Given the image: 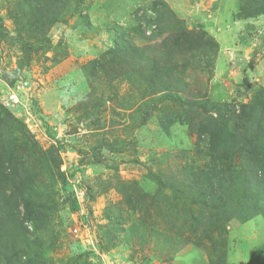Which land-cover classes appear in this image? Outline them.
Here are the masks:
<instances>
[{
	"label": "rangeland",
	"instance_id": "1",
	"mask_svg": "<svg viewBox=\"0 0 264 264\" xmlns=\"http://www.w3.org/2000/svg\"><path fill=\"white\" fill-rule=\"evenodd\" d=\"M76 1L34 34V3L0 0V163L27 175V197L37 206L32 221L22 203L11 206L20 225L11 232L25 229L23 259L264 264L262 216H248L235 200L231 213L178 201L156 179L180 178L184 164L205 169L210 160L208 138L185 125L210 115L192 100L238 108L264 88V14L240 18L241 0ZM157 15L168 30L146 39L156 25L145 18ZM120 27L139 46L178 30L205 34L216 44L207 46L205 58L186 51L192 59L176 75L185 80L183 88L172 84L170 95L146 97L151 90L139 74L144 67L123 65L111 54ZM25 36L48 50H29L25 58L19 41ZM123 100L127 107L118 104Z\"/></svg>",
	"mask_w": 264,
	"mask_h": 264
},
{
	"label": "trees",
	"instance_id": "2",
	"mask_svg": "<svg viewBox=\"0 0 264 264\" xmlns=\"http://www.w3.org/2000/svg\"><path fill=\"white\" fill-rule=\"evenodd\" d=\"M80 1H76V6ZM28 2L34 3L29 30L35 34L37 31L45 32L56 22L70 0H28ZM256 13L264 14V0L240 1L238 12L240 18H247ZM158 17L160 16L157 15L155 19L145 18L149 25L152 23L156 25L151 36L146 39L161 35L168 30L164 20ZM137 25L138 28L135 27V30L139 32L136 33H141L144 29L141 24ZM181 31L185 30L167 35L154 45L139 46L134 42L129 29L117 28L110 49L111 54L123 65L136 63L140 69L144 67L141 70L142 74H139L147 81V86L151 90L150 94L145 95L146 97L158 93L170 95L167 90L172 84L177 88H183L185 80L178 79L176 75H181L186 62L192 59L190 55L186 57V51L193 54L200 53L205 58L207 46L216 44L212 37H206L205 34L203 37H196L195 31L188 33ZM19 41L25 58L31 53L29 50L35 53L38 49L43 52L48 50L39 48L37 42H29L26 36L20 37ZM43 41L42 39L40 42ZM46 46L49 47L48 44ZM179 56H182V61H178ZM114 59L97 65L103 67L106 63L111 64ZM15 71L20 73L21 69L17 68ZM143 92L146 94L145 89ZM197 100H192L195 102L194 106H202L204 112H209L210 115L204 116L205 119H200L194 126L190 121L185 122V125L191 126L199 136L207 137L209 140L210 146L207 151L212 155L205 165L207 170L199 166H190L189 163L185 167L184 164L179 171L182 177L156 178L158 188L168 189L170 195L178 198V201L199 202L225 213L232 212L230 201L235 200L236 206L247 212L248 216L258 214L264 218V124L261 121L264 114V88L257 89L254 98L241 102L238 108L216 101L196 103ZM118 104L127 107L128 103L123 100ZM0 122H2L1 118ZM12 155L11 148H8L7 156ZM7 168H3L0 163V264H40L35 259H23L21 244L27 243L26 237L24 238L25 229L23 228L20 235L14 230L11 232L13 227L20 226L11 213L12 205L14 207L22 203L27 213L26 218L30 221L37 211L36 204L27 197L30 188L29 179L25 173L21 174L10 168L11 171H7ZM23 175L26 176L25 180L22 179ZM191 177H194V180L188 183ZM63 182L66 183V179ZM74 207L76 208L77 204Z\"/></svg>",
	"mask_w": 264,
	"mask_h": 264
},
{
	"label": "built area",
	"instance_id": "3",
	"mask_svg": "<svg viewBox=\"0 0 264 264\" xmlns=\"http://www.w3.org/2000/svg\"><path fill=\"white\" fill-rule=\"evenodd\" d=\"M72 233L76 236V234H77V228L76 227L72 228Z\"/></svg>",
	"mask_w": 264,
	"mask_h": 264
}]
</instances>
